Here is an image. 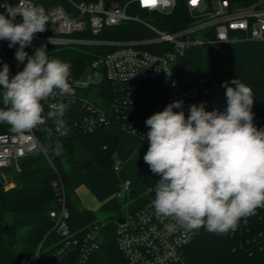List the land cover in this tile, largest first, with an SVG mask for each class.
<instances>
[{
	"label": "built area",
	"instance_id": "1",
	"mask_svg": "<svg viewBox=\"0 0 264 264\" xmlns=\"http://www.w3.org/2000/svg\"><path fill=\"white\" fill-rule=\"evenodd\" d=\"M41 0H0L5 12L7 5L17 10L26 5L38 6ZM48 24L46 34H35L31 45L46 43L59 46L71 44L108 45L104 55L95 58L89 65L100 70L113 86V94L106 105L99 104L83 95L91 84L80 77L71 78L74 94L44 103L64 102L80 104L82 114L74 125L66 124L67 134L74 127L92 131L101 127H116L135 136L140 143L149 145L146 119L163 111L174 102L183 101L182 108L173 109L189 114L190 106L205 104L207 111L227 107L225 87L220 82H198L183 86L176 77L178 58L192 45L209 42H264V0H186L191 18L189 25L177 30L160 28L152 17H142L128 12L134 2L142 10L170 13L176 0H43ZM41 2V3H42ZM108 3V7H106ZM5 6V7H4ZM6 14V12H5ZM128 20L141 24L147 33L144 36L101 40L92 37L107 26L119 25ZM16 23L22 17L15 18ZM74 33L80 35L73 36ZM90 34V35H87ZM212 34V35H210ZM8 40H0V70L3 64L10 67V77L21 71L15 58L19 45L9 47ZM30 46V45H29ZM28 47V46H27ZM26 49V47H25ZM170 74V75H169ZM44 151L35 130L23 135L11 132L0 133V171L8 185L5 170L19 172L22 162L30 155ZM119 159V158H118ZM117 161L114 170L119 173ZM119 186L126 194L131 190V181L121 179ZM53 189L60 206L48 212L53 221L52 229L57 239L48 249L39 247L35 264L45 254L42 264H87L92 253L100 248L101 229L104 223H92L81 235H74L69 227V211L65 204V187L61 180L54 181ZM149 198L140 207L129 208L116 221V244L124 257V264H187L185 247L196 236V230L188 231L173 219L157 217L152 206L154 188H149ZM119 218H122L119 221Z\"/></svg>",
	"mask_w": 264,
	"mask_h": 264
},
{
	"label": "trees",
	"instance_id": "2",
	"mask_svg": "<svg viewBox=\"0 0 264 264\" xmlns=\"http://www.w3.org/2000/svg\"><path fill=\"white\" fill-rule=\"evenodd\" d=\"M117 1L126 3L130 0ZM41 2L38 7H42L46 13V6ZM0 12H4L1 7ZM128 12L146 18L148 15L160 28L169 31L183 28L191 22L186 0H176L175 8L167 14H148L134 2L128 5ZM46 33L47 30L40 34ZM146 33L141 24L128 20L119 25L107 26L92 37L122 40L144 36ZM39 47L46 49L50 59H60L70 64L69 79L80 77L95 58L111 49L108 45L59 46L39 43L26 47L24 51L31 56ZM20 68L22 71L23 63ZM176 77L183 86L203 81L228 82L229 86L235 87L231 81L239 79L251 87L254 98L253 123L258 129H264V42H209L192 45L178 58ZM93 88L95 99L91 100L106 105L113 94L111 82L104 77L97 84L88 86L85 92ZM3 107L0 95V108ZM44 108L46 113L48 109ZM82 112L79 103L68 105L65 123L74 125ZM46 128H52V133L49 134ZM34 130L44 151L23 160L21 171L13 172L14 184L9 188H5L0 171V264H35L39 247L46 250L45 247L51 246L57 239L52 229L53 221L48 214L60 206L53 189V183L57 180H61L65 187L68 224L74 235H81L92 223H104L100 248L92 253L87 264H124V257L116 244L115 220L119 216L112 215L105 222L97 220L93 210L81 205L68 176L72 171H83L94 165L105 172L114 170L118 161L121 164L119 181H131L132 188L127 195L132 201H128L126 206L135 209L148 200L149 188H155L159 179L143 159L149 145L140 143L127 158L117 159L116 152L121 139L110 127L92 131L74 127L70 133L60 135L49 120L46 125ZM11 132L10 126L0 123V133ZM57 144L62 146L59 155L55 152ZM185 254L187 264H264V208H258L254 215L241 219L238 227L226 234L210 233L203 227L196 230L195 238L185 247ZM44 257L43 253L38 264L43 263Z\"/></svg>",
	"mask_w": 264,
	"mask_h": 264
},
{
	"label": "clouds",
	"instance_id": "3",
	"mask_svg": "<svg viewBox=\"0 0 264 264\" xmlns=\"http://www.w3.org/2000/svg\"><path fill=\"white\" fill-rule=\"evenodd\" d=\"M5 7V6H4ZM6 12V14H5ZM0 12V40L19 45L15 58L24 64L10 77V67L0 70V123L23 135L51 120L55 131L66 135L68 104L53 102L45 113L44 103L74 94L70 64L50 59L44 47L29 56L25 47L46 30L48 17L42 7L12 5ZM22 17L16 23L15 18ZM170 75V74H169ZM222 83L227 107L207 111L205 104L190 106L187 117L183 101L168 104L146 119L149 147L143 159L158 176L152 206L157 217L177 225L210 233L234 231L241 219L264 208V129L253 123L254 98L250 86L233 79ZM49 134L52 128H46ZM62 146L57 144L59 155Z\"/></svg>",
	"mask_w": 264,
	"mask_h": 264
},
{
	"label": "crops",
	"instance_id": "4",
	"mask_svg": "<svg viewBox=\"0 0 264 264\" xmlns=\"http://www.w3.org/2000/svg\"><path fill=\"white\" fill-rule=\"evenodd\" d=\"M111 129L121 139L116 155L119 159L127 158L139 145V140L119 128L111 127ZM118 152H121V155ZM68 179L83 207L95 213L110 214L109 216L115 214L120 216L124 212L126 205L121 201L118 191L120 175L115 170L105 172L94 165L83 171H72Z\"/></svg>",
	"mask_w": 264,
	"mask_h": 264
},
{
	"label": "rangeland",
	"instance_id": "5",
	"mask_svg": "<svg viewBox=\"0 0 264 264\" xmlns=\"http://www.w3.org/2000/svg\"><path fill=\"white\" fill-rule=\"evenodd\" d=\"M103 78H104V73L102 71H100V70H94L90 66L87 67L84 70V72L82 73V75H81V79L82 80L88 81V82H91V83L99 82ZM84 93H87L86 94V97L87 98H90L92 100L95 99V95H94L95 94V88H93L90 92H85L84 91L83 94ZM120 153L118 152L119 155H121ZM116 158L118 159L119 157L116 155ZM5 173L7 174L6 179L8 180V183H9L8 185H10L11 183L14 184L13 177H12L13 176L12 170H5ZM3 182H4L5 188H9V187H6V185H5V179L3 180ZM118 191H119V194L121 195L120 196V199H121V201L123 202L124 205H126L128 203V201H132V199H128V195L126 194V192L122 188H120V186L118 187ZM96 214H97V220L103 221V222L107 221V219L110 217L109 216L110 214H108V215L99 214V213H96ZM54 242H56V241H54ZM49 245H50V243H49ZM47 248H48V246H47ZM47 248L45 247V249H47Z\"/></svg>",
	"mask_w": 264,
	"mask_h": 264
},
{
	"label": "snow or ice",
	"instance_id": "6",
	"mask_svg": "<svg viewBox=\"0 0 264 264\" xmlns=\"http://www.w3.org/2000/svg\"><path fill=\"white\" fill-rule=\"evenodd\" d=\"M144 2H145L146 4H148V3H154L155 0H144Z\"/></svg>",
	"mask_w": 264,
	"mask_h": 264
},
{
	"label": "water",
	"instance_id": "7",
	"mask_svg": "<svg viewBox=\"0 0 264 264\" xmlns=\"http://www.w3.org/2000/svg\"><path fill=\"white\" fill-rule=\"evenodd\" d=\"M106 7H108V3H107V5H106ZM122 220V218H119V221H121Z\"/></svg>",
	"mask_w": 264,
	"mask_h": 264
}]
</instances>
